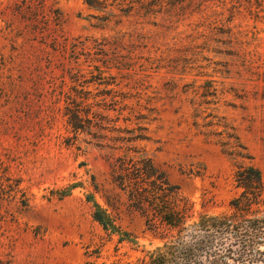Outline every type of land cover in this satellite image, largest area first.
Wrapping results in <instances>:
<instances>
[{
    "label": "rangeland",
    "instance_id": "rangeland-1",
    "mask_svg": "<svg viewBox=\"0 0 264 264\" xmlns=\"http://www.w3.org/2000/svg\"><path fill=\"white\" fill-rule=\"evenodd\" d=\"M144 157L182 233L242 220L239 166L264 217V0H0V264H151L176 230L120 183Z\"/></svg>",
    "mask_w": 264,
    "mask_h": 264
},
{
    "label": "trees",
    "instance_id": "trees-1",
    "mask_svg": "<svg viewBox=\"0 0 264 264\" xmlns=\"http://www.w3.org/2000/svg\"><path fill=\"white\" fill-rule=\"evenodd\" d=\"M85 2L90 5V0ZM128 167L121 173L120 183L128 182L130 203L153 224V229H157L158 224H165L170 231L176 230L169 236L171 240L175 239L171 247L157 248L148 255L151 264H264V259L254 258L261 253L259 247H255L260 243L259 238L264 239V217L255 214L262 205V180L258 168L239 166L235 172L234 179L242 191L231 206L238 212L237 217L242 218L239 223L232 216L221 225L182 233L180 224L185 215L184 209L179 207L177 187L169 184L165 173L159 171L150 158L144 157L134 167ZM69 193L70 188L61 191L59 196ZM86 199L92 203V217L102 229L116 232L117 227L93 197L87 195ZM226 240L233 242V249L225 250L223 241Z\"/></svg>",
    "mask_w": 264,
    "mask_h": 264
}]
</instances>
